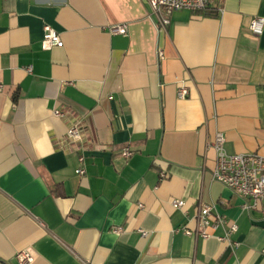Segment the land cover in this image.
Returning a JSON list of instances; mask_svg holds the SVG:
<instances>
[{
	"label": "crops",
	"instance_id": "0c3cea01",
	"mask_svg": "<svg viewBox=\"0 0 264 264\" xmlns=\"http://www.w3.org/2000/svg\"><path fill=\"white\" fill-rule=\"evenodd\" d=\"M255 16L264 0H223L159 31L146 0H0V264L22 249L29 264H264V198L212 177L217 131L229 153L264 154ZM44 24L62 46L42 48ZM76 120L84 141L66 147ZM199 204L227 218L205 239L181 230Z\"/></svg>",
	"mask_w": 264,
	"mask_h": 264
},
{
	"label": "built area",
	"instance_id": "2783aa9c",
	"mask_svg": "<svg viewBox=\"0 0 264 264\" xmlns=\"http://www.w3.org/2000/svg\"><path fill=\"white\" fill-rule=\"evenodd\" d=\"M152 13L156 18V23L159 31H166L170 23V16L174 11L187 9L191 12H216L222 11V1L217 0V5L214 7L213 0H146ZM264 25V17L255 16L249 23V29L254 34H261ZM111 33L125 35L128 30L127 23L111 24L108 26ZM41 45L44 49L52 47H60L63 41L60 34L49 24H44L42 28ZM162 50H158V55L162 56ZM27 71L31 68L27 67ZM2 88L0 84V89ZM188 90L184 85L178 86L176 96L185 98ZM54 116L63 117L64 112L60 108L52 110ZM84 141V130L82 123L78 120L74 121L67 128L64 146H77ZM225 137L221 131H217L214 135L212 147L215 151V165L212 170L214 180L222 183L235 194L244 198L251 199V207H255L259 200L264 198V154L255 152L246 153H229L224 148ZM132 152L128 148H124L122 155L128 157ZM84 156L78 157V166L75 172L78 175H84V168L81 166ZM163 174H161V177ZM171 205L174 208H182L184 201L180 199H172ZM140 206H142L140 204ZM244 206H247L244 204ZM195 221L194 228L183 226L182 232L186 235L194 237L208 238L213 235V232L220 226L226 225L227 218L225 215L217 212L211 204L197 205L193 216ZM237 225L231 223L228 225L225 233L218 236L221 241L230 240V235L236 231ZM113 231H120V227H113ZM141 236H146L147 231L141 228L138 229ZM234 245H237L234 242ZM14 258L18 264H29L32 261V255L26 249L18 250L14 254Z\"/></svg>",
	"mask_w": 264,
	"mask_h": 264
}]
</instances>
